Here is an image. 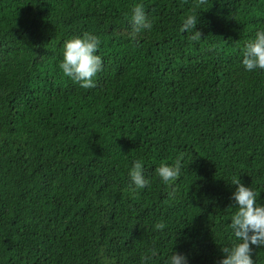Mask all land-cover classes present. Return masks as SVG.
I'll use <instances>...</instances> for the list:
<instances>
[{"label": "trees", "instance_id": "1", "mask_svg": "<svg viewBox=\"0 0 264 264\" xmlns=\"http://www.w3.org/2000/svg\"><path fill=\"white\" fill-rule=\"evenodd\" d=\"M137 5L151 28L132 35ZM260 27L264 0H0V264H140L146 247L218 264L231 181L264 203V70L241 63ZM84 33L103 61L91 88L59 68ZM177 158L164 185L154 169Z\"/></svg>", "mask_w": 264, "mask_h": 264}, {"label": "clouds", "instance_id": "2", "mask_svg": "<svg viewBox=\"0 0 264 264\" xmlns=\"http://www.w3.org/2000/svg\"><path fill=\"white\" fill-rule=\"evenodd\" d=\"M198 15L195 12H186L181 18V31L190 33L189 39L196 41L201 38L196 30ZM130 26L132 35L140 29H150L151 23L141 6H133L130 12ZM99 38L92 33H84L66 39L62 45L59 68L65 77L78 83L82 88L94 87V77L102 70V57L98 54ZM241 63L246 71L264 70V27L255 31L254 38L244 46ZM181 171V160L174 163L162 162L154 169L155 176L164 184L169 185L176 180ZM131 185L136 189H143L149 184L143 172L140 160H134L128 169ZM235 185L231 192L234 212L230 216L228 229L234 237L230 246H221L222 255L218 264H253V246L264 248V203L257 197L258 193L240 179H233ZM163 223H155V230H162ZM157 255L155 247H146L140 256V264H152ZM162 264H188L185 253L171 249L163 257Z\"/></svg>", "mask_w": 264, "mask_h": 264}]
</instances>
